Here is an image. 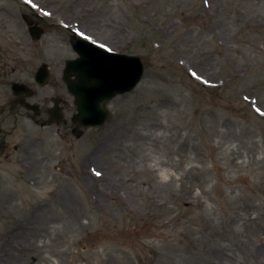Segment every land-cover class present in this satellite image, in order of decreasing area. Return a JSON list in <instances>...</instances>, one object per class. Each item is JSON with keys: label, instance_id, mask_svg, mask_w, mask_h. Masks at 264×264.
<instances>
[{"label": "rangeland", "instance_id": "rangeland-1", "mask_svg": "<svg viewBox=\"0 0 264 264\" xmlns=\"http://www.w3.org/2000/svg\"><path fill=\"white\" fill-rule=\"evenodd\" d=\"M66 27L143 77L0 159V264H264V0H0V62L60 79Z\"/></svg>", "mask_w": 264, "mask_h": 264}, {"label": "water", "instance_id": "water-1", "mask_svg": "<svg viewBox=\"0 0 264 264\" xmlns=\"http://www.w3.org/2000/svg\"><path fill=\"white\" fill-rule=\"evenodd\" d=\"M22 17L28 27L29 37L34 42L39 41L44 30L28 21L27 17ZM66 30L71 35L69 46L77 56L65 63L61 77L74 99L76 112L71 117V122L76 128L84 130L100 129L108 120L107 104L118 96L134 91L143 77L144 66L137 56L109 51L78 35L71 28ZM45 67L46 65L39 67L34 78L40 86L45 85L49 78ZM19 87L20 85H15L14 92ZM54 120L49 125L61 122L62 116L58 114ZM76 136L79 137L80 133H76Z\"/></svg>", "mask_w": 264, "mask_h": 264}, {"label": "flooded vegetation", "instance_id": "flooded-vegetation-1", "mask_svg": "<svg viewBox=\"0 0 264 264\" xmlns=\"http://www.w3.org/2000/svg\"><path fill=\"white\" fill-rule=\"evenodd\" d=\"M27 19L36 23L29 17ZM74 59L76 56L70 60ZM42 65H46L49 78L45 85L40 86L34 78ZM23 71L26 72L27 69L8 68L7 63L0 62V159L5 161L13 153L27 155L32 152L35 142H38L34 131L39 128L52 129L62 126L74 137H77L76 133L81 136L87 131L76 128L71 122L76 108L72 96L65 88L63 78L52 79L50 68L45 63L36 66L26 79L19 77ZM15 85H20L17 92L13 90ZM45 88L50 91L42 93ZM58 114L62 116L61 122L49 125L51 120L57 119ZM21 120L24 121L23 124Z\"/></svg>", "mask_w": 264, "mask_h": 264}, {"label": "snow or ice", "instance_id": "snow-or-ice-1", "mask_svg": "<svg viewBox=\"0 0 264 264\" xmlns=\"http://www.w3.org/2000/svg\"><path fill=\"white\" fill-rule=\"evenodd\" d=\"M97 175H99V173H97Z\"/></svg>", "mask_w": 264, "mask_h": 264}]
</instances>
